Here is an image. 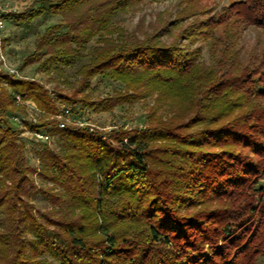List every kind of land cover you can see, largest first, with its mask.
I'll return each instance as SVG.
<instances>
[{
  "label": "trees",
  "instance_id": "obj_1",
  "mask_svg": "<svg viewBox=\"0 0 264 264\" xmlns=\"http://www.w3.org/2000/svg\"><path fill=\"white\" fill-rule=\"evenodd\" d=\"M145 1L159 0H36L6 16L15 25L59 16L20 66L55 72L69 91L0 71V264H255L264 256V51L243 55L239 46L248 27L264 30V0H231L204 18L201 0H178L172 21L124 28L118 16ZM95 78L111 91L91 97ZM16 95L53 115L60 104L76 116L149 96L153 104L129 129L23 120L50 138L32 149L34 167L9 119L25 111Z\"/></svg>",
  "mask_w": 264,
  "mask_h": 264
},
{
  "label": "rangeland",
  "instance_id": "obj_2",
  "mask_svg": "<svg viewBox=\"0 0 264 264\" xmlns=\"http://www.w3.org/2000/svg\"><path fill=\"white\" fill-rule=\"evenodd\" d=\"M231 0H201L198 3L199 9H204L205 12H198V18L206 17L209 13L219 9L222 5L227 4ZM37 6L36 0H0V13L4 17V28L0 32V71L8 72L15 77L24 79H34L40 82L46 89L53 90L55 86H59L65 92L69 91L67 86L61 82L55 72L38 71L37 64H29L21 67L22 60L33 51L34 43L37 36L43 29L60 20L59 16H52L49 14L41 15L31 22L21 25H15L8 16L21 12L28 6ZM178 9V0H159L157 2L145 1L136 6V8L123 12L118 16L119 23L128 30H149L150 25L154 24L158 18L164 17L165 21H172ZM195 18H188L185 22L193 21ZM183 24V25H185ZM219 29V28H218ZM170 30V29H169ZM173 29H171L172 31ZM178 33V29L174 33ZM163 41H170L173 35L163 36ZM239 46L241 47L243 55L249 50L255 48L264 51V30L255 27H248L239 37ZM93 42H91L92 44ZM198 41L196 45H200ZM203 58L208 61L206 44L202 45ZM4 59V62L2 61ZM2 62V64H1ZM10 69L15 70L11 73ZM75 68H67L66 76L68 81L72 82L74 79ZM93 91L91 97L97 98L108 93L112 89L111 83L106 80L95 78L92 81ZM16 101V100H15ZM32 102V104H31ZM18 106L24 107V113L10 116L9 119L12 123L16 124L19 131L20 139L25 143V153L29 163L37 167L38 160L34 156L33 148L40 139H37L34 132L29 131L23 124V120L38 123L41 120H55L56 115L48 114L40 110L36 104L31 100L16 101ZM33 105L35 108L30 106ZM153 104L152 96L141 99L131 105L123 107H116L108 112H93L86 109L82 115L76 116L72 111L67 119H63L67 123V127H88L89 130L109 131L112 128L123 126L125 129L141 126L144 122L143 116L148 111V106ZM67 106L60 104V107ZM70 107V106H68ZM59 113V112H58ZM17 117V120L14 118ZM57 125V124H56ZM60 128V127H59ZM50 139V138H49ZM47 139V141H50ZM46 141V142H47ZM37 181L36 174L33 175ZM39 209H45L40 201H36ZM255 264H264V256L258 258Z\"/></svg>",
  "mask_w": 264,
  "mask_h": 264
},
{
  "label": "built area",
  "instance_id": "obj_3",
  "mask_svg": "<svg viewBox=\"0 0 264 264\" xmlns=\"http://www.w3.org/2000/svg\"><path fill=\"white\" fill-rule=\"evenodd\" d=\"M3 28H4V17H3V15L0 13V32L3 30ZM2 61L4 62V59H2ZM1 64H2V62H1ZM15 70H13V69H10V72L11 73H15L14 72ZM15 99H16V101L17 102H20L21 101V97L19 96V95H16L15 96ZM31 104H32V102H31ZM30 104V106L31 107H33V108H35L33 105H31ZM71 114V109H70V107H68V106H63L62 108H61V110H60V112H59V114H57L56 115V124H57V126L58 127H60V128H64V127H66V125H67V123H66V121H64L63 119H67V117L69 116ZM16 120H17V117H14ZM18 121V120H17ZM34 135H35V137L37 138V139H40V140H42V141H46L47 139H48V136L47 135H45V134H43V133H33Z\"/></svg>",
  "mask_w": 264,
  "mask_h": 264
}]
</instances>
